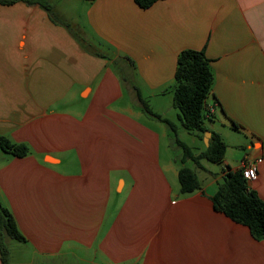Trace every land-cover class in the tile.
Segmentation results:
<instances>
[{
  "label": "crops",
  "instance_id": "0c3cea01",
  "mask_svg": "<svg viewBox=\"0 0 264 264\" xmlns=\"http://www.w3.org/2000/svg\"><path fill=\"white\" fill-rule=\"evenodd\" d=\"M76 1L0 3V135L28 147L0 146V203L29 251L9 264H264V239L211 199L249 158L264 200V0ZM187 48L213 69L205 125L246 153L202 158L201 188L181 193L174 131L138 95L178 131L170 88Z\"/></svg>",
  "mask_w": 264,
  "mask_h": 264
},
{
  "label": "trees",
  "instance_id": "16d2710c",
  "mask_svg": "<svg viewBox=\"0 0 264 264\" xmlns=\"http://www.w3.org/2000/svg\"><path fill=\"white\" fill-rule=\"evenodd\" d=\"M17 1L37 3L45 10L52 13L48 0H0L1 4H11ZM143 8L150 7L157 0H135ZM88 43L85 36H81ZM210 59L203 51L187 48L182 50L177 58V70L174 74V83L170 88L173 93V105L179 109V120L187 130H195L196 135L203 136L208 130L205 119L208 116L207 98L213 91L214 75ZM144 110L156 118L165 121L176 133V125L173 121L163 118L152 111L148 101L138 95ZM233 127L240 128L239 123L232 120ZM177 143L183 148L181 167L178 179L181 185V193H189L201 188L196 170L184 165L191 159L195 165L202 168L201 159L205 158L215 163L224 159L227 151V143L216 131L211 132V138L205 151L195 153V150L187 143L177 138ZM1 148L15 156H24L28 153V147L22 143L10 141L6 136L0 135ZM241 168L226 173L224 182L219 190L212 196L214 208L223 212L237 223L247 225L254 239H264V200L259 198L254 189L249 186V181L243 177ZM7 238L23 240V236L17 227L12 213L0 203V258L3 264H9V247Z\"/></svg>",
  "mask_w": 264,
  "mask_h": 264
},
{
  "label": "rangeland",
  "instance_id": "374dc122",
  "mask_svg": "<svg viewBox=\"0 0 264 264\" xmlns=\"http://www.w3.org/2000/svg\"><path fill=\"white\" fill-rule=\"evenodd\" d=\"M48 2L51 4L52 10L56 11V10L62 9V7L66 6L67 9L70 10L69 13L70 12L74 13L75 12L74 6L77 5L76 0H48ZM179 111L180 110L176 108V113L179 114ZM174 120H176V118ZM176 122L178 123L179 129L176 133L171 132V136L174 137V140L172 142V145L169 146V149H170L169 153L174 158V160L177 162V164L181 166L182 165L181 157H182L184 150H183L182 146L177 143V141H176L177 138L179 140L187 143L188 145H190L195 150V153L198 152L200 148L205 150L207 147V143L196 136L195 130H187L186 128H184L180 124V122H178V120ZM245 153H246V151L243 147L233 145V146H230L228 148V151L226 152V157H229V159L232 161V163H234V161L235 162L239 161L241 159L242 155H244ZM207 163L212 164L214 162L207 160ZM215 164L218 166L219 162L215 163ZM184 165L189 166V167H194V169L196 168L195 162L191 159H188L184 163ZM6 241L8 242V247L10 250V257H11V258L9 257L10 260L13 259L14 255H19V256H21V258L29 257V251L27 248H24L23 252L22 251L16 252L17 251V250H15L16 245L19 244V241L14 240V239H10V238H7ZM11 252H12V254H11ZM28 260H29V258H28ZM27 261H24V262H27ZM68 261L74 262L72 260V258L68 259ZM75 263H73V264H75Z\"/></svg>",
  "mask_w": 264,
  "mask_h": 264
},
{
  "label": "built area",
  "instance_id": "2783aa9c",
  "mask_svg": "<svg viewBox=\"0 0 264 264\" xmlns=\"http://www.w3.org/2000/svg\"><path fill=\"white\" fill-rule=\"evenodd\" d=\"M258 161L259 159L245 158L241 161L240 168L243 170V177L248 181H252L257 178L258 173Z\"/></svg>",
  "mask_w": 264,
  "mask_h": 264
},
{
  "label": "water",
  "instance_id": "95a60500",
  "mask_svg": "<svg viewBox=\"0 0 264 264\" xmlns=\"http://www.w3.org/2000/svg\"><path fill=\"white\" fill-rule=\"evenodd\" d=\"M210 135H211V133L209 130L207 132H205V142L208 143V138L210 137Z\"/></svg>",
  "mask_w": 264,
  "mask_h": 264
}]
</instances>
